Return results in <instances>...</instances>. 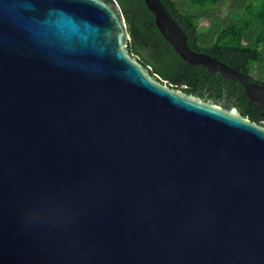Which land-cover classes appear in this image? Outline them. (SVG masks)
<instances>
[{
	"label": "water",
	"instance_id": "obj_1",
	"mask_svg": "<svg viewBox=\"0 0 264 264\" xmlns=\"http://www.w3.org/2000/svg\"><path fill=\"white\" fill-rule=\"evenodd\" d=\"M129 39L117 0H0V264H264V125L161 83Z\"/></svg>",
	"mask_w": 264,
	"mask_h": 264
},
{
	"label": "trees",
	"instance_id": "obj_2",
	"mask_svg": "<svg viewBox=\"0 0 264 264\" xmlns=\"http://www.w3.org/2000/svg\"><path fill=\"white\" fill-rule=\"evenodd\" d=\"M172 16L185 29L190 48L209 53L245 72L248 77L264 83V0H234L233 17L224 26L214 22L210 11L226 0H186L194 10H183L175 0H161ZM125 17L130 39L127 47L161 83L191 95L199 85L216 91L217 73L203 66L189 64L161 35L152 12L144 0H117ZM210 17L212 24L201 28L197 19ZM142 49L145 55L141 53ZM255 67L256 76L251 74ZM224 78L219 75V80ZM230 82V79H229ZM235 88V85L232 87ZM240 114L264 125V105L249 99L241 88Z\"/></svg>",
	"mask_w": 264,
	"mask_h": 264
},
{
	"label": "flooded vegetation",
	"instance_id": "obj_3",
	"mask_svg": "<svg viewBox=\"0 0 264 264\" xmlns=\"http://www.w3.org/2000/svg\"><path fill=\"white\" fill-rule=\"evenodd\" d=\"M133 56L140 62L142 66L147 67L145 64L141 63L138 55L134 54ZM149 73L152 77L159 81L156 75L152 74L151 72ZM219 75L220 74L217 73L216 86L219 89L218 91H216L213 87L209 88L205 85H199L198 88L193 93H191V95H196L200 98L213 99L220 105L235 107L240 112V92L242 87L238 85L237 81L230 80L229 82V79L225 77L219 80ZM234 85L235 88L233 89L232 87Z\"/></svg>",
	"mask_w": 264,
	"mask_h": 264
},
{
	"label": "rangeland",
	"instance_id": "obj_4",
	"mask_svg": "<svg viewBox=\"0 0 264 264\" xmlns=\"http://www.w3.org/2000/svg\"><path fill=\"white\" fill-rule=\"evenodd\" d=\"M177 4L183 9V10H189L192 9L191 5L186 0H175ZM249 1H255V0H249ZM234 0H226L224 2H220L216 4L210 11L213 13L214 22H217L219 25L224 26L227 21L232 19L233 13L232 11L235 9L233 6ZM194 10V8L192 9ZM197 25L201 28L208 27L212 24V21L210 17L202 15L200 16L197 21ZM142 54L145 55V51L142 49ZM134 55V54H132ZM251 74L253 76H256V70L255 67L251 69Z\"/></svg>",
	"mask_w": 264,
	"mask_h": 264
}]
</instances>
